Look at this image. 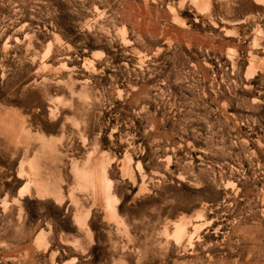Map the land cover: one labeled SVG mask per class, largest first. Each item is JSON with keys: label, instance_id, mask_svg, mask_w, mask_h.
<instances>
[{"label": "rangeland", "instance_id": "1", "mask_svg": "<svg viewBox=\"0 0 264 264\" xmlns=\"http://www.w3.org/2000/svg\"><path fill=\"white\" fill-rule=\"evenodd\" d=\"M0 264H264V0H0Z\"/></svg>", "mask_w": 264, "mask_h": 264}]
</instances>
